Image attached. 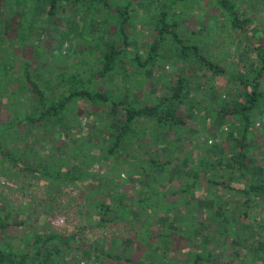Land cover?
<instances>
[{
	"label": "rangeland",
	"instance_id": "obj_1",
	"mask_svg": "<svg viewBox=\"0 0 264 264\" xmlns=\"http://www.w3.org/2000/svg\"><path fill=\"white\" fill-rule=\"evenodd\" d=\"M129 1V53L146 58L156 20L165 10L176 19L178 34L186 38L197 32L193 40L201 51L221 60L226 71L212 75L199 69L198 62L183 61L172 41L166 40L146 66L137 67L123 57L106 76H92L99 67L97 51L118 39L117 25L108 18L114 10L105 8L85 19L72 18L68 7L52 17L29 6L27 19L32 24L25 21L22 32L14 25L6 32L3 9L8 7L0 6L2 123L19 111L38 112L37 95L25 78L27 63L49 101L68 91L71 74L77 72L78 87L90 78V88L137 103L157 102L169 95L179 76L190 83L184 103L177 104L188 124L160 128L149 118L140 120L138 133L131 138L135 140H127L130 144L121 156L104 157L108 108L82 99L73 100L56 123H20L16 131L5 133L1 141L17 154L20 165L51 163V169L66 171L76 163L81 170L89 160L91 167L76 181L58 183L15 168L0 155V221L8 225L0 230V248L32 255L35 236L54 233L76 235L75 242L58 253L57 264H127L113 257L120 253L133 264H197L194 255L201 256L203 264H264L260 250L264 249V194L247 199L239 190L246 181L230 159L234 141L229 134L237 122L234 117H216L215 111L217 104L231 106L234 99L242 100L237 80L245 75L249 60L255 59V47L262 43L264 51V0H233L251 21V27L242 31L230 25L212 0ZM124 70L130 73L126 77ZM261 87L264 90V77ZM253 114L248 162L255 181L264 184V103ZM153 152L157 162L170 164L151 176ZM212 181H224L231 188ZM232 225L244 248H235L226 235L225 228Z\"/></svg>",
	"mask_w": 264,
	"mask_h": 264
},
{
	"label": "trees",
	"instance_id": "obj_2",
	"mask_svg": "<svg viewBox=\"0 0 264 264\" xmlns=\"http://www.w3.org/2000/svg\"><path fill=\"white\" fill-rule=\"evenodd\" d=\"M169 1L175 4L179 2L183 3L188 0ZM212 1L214 7L221 12L235 30H248L251 27L250 19L240 14L233 0ZM131 3L132 2L129 0L126 2H118V0H0V6L8 7L3 9L4 19L2 26H4L6 32L11 31L12 25L17 27V32H22L24 30L25 21H29V25L32 24L33 20L27 19L30 7L33 12L52 17L56 15L58 11L62 12L68 7L73 10L70 11V16H72V18L75 15L77 17L80 15L85 19L87 16L93 17L100 14L105 8H108L110 11L114 10L108 18L115 21L117 25L116 36L118 39H116V41L107 42L105 48L97 51L99 67L92 76H106L113 71L115 64L123 57H129L137 67L146 66L156 57L158 48H160L162 43L166 40L172 41L178 55L181 56L183 61L187 62L188 60H193L194 62H198L199 69H203L204 71L210 70L212 75H218L226 71V68L221 65V60L214 61L210 58V55H206L201 51L198 42L193 40L194 36L198 35L197 32L192 31L186 38L181 37L176 31V19L169 16L165 10L160 12V16L156 20L154 28L156 35L148 44L146 58L142 60L138 53H129L127 51L129 38L128 25L131 22V17L128 12ZM18 15L21 16L20 20L17 18ZM60 15L64 18L63 14ZM168 16L171 17L170 20H168ZM261 32L264 37V29ZM64 38L63 36L62 40ZM254 52L255 59L249 60L246 64L248 70L245 72V75L241 74L240 78L237 80L239 82L238 85L243 89L239 93V95L242 96V100L234 99L231 106L217 104L218 106L215 108L216 117H234L237 122L236 125L238 127L232 125L229 128V134L233 137L232 140L234 141L232 146L234 149L233 153L230 155V159L244 176L246 185L239 190L247 196V199H252L253 197L262 196L264 194V184L255 181L253 170L248 162L247 153V135L251 128L253 113L264 103V90L261 87V82L264 77L263 44L260 43L255 47ZM94 53L95 51H92L91 55H94ZM24 72L27 82L30 83L37 95L38 112L24 115L19 111V115L12 117L8 123L0 122V155L8 159L13 167L38 174L53 182L70 183L76 181L83 175L84 170H89L91 167L89 165L91 163H88L89 160H87L86 167L81 170H77L79 165L75 163L66 171L51 169L49 167L51 163L40 164L38 166H31L30 164L20 165L17 154L1 141L2 136L11 130L16 131L20 123L28 125L38 123L41 124V126L56 123L58 120L64 118L68 105L76 99L88 101L92 106L100 105L108 108L106 115L109 120V126L107 128L109 137L106 148L104 149V157L109 155H114L115 157L121 156L124 147L130 144L127 143V140H135L131 138H134L138 133L136 129L137 123L145 118L155 121L160 128L166 126L180 128L188 124L189 118L187 115L179 112L177 108V104L184 103V97L190 92V83L185 76H179L173 81L169 87V95L162 97L157 102L137 103L128 97L114 96L106 90L90 88L89 85L90 82H92L90 78L78 87L77 83H81V80L77 72L71 74V86L68 91L62 94L59 99L49 101L45 98L44 91L39 82L32 76L28 63L24 65ZM129 74L127 70H124V77ZM208 83V88L212 90L213 87L210 86V80ZM153 153L155 158L153 157L154 159L150 161L149 169V175L151 176L154 170H159L170 164L169 160L157 162L158 158L155 152ZM90 156L91 155H89V157ZM212 182L219 184L222 188H231V186L224 181ZM7 226L8 225L0 221V230ZM225 230L226 235L235 248L238 246L244 248V245L238 238V230L234 225L225 228ZM75 236L76 235L68 237L54 233L45 236L36 235L32 243L35 250L32 255L30 252L12 251L9 247L5 249L0 248V264H57L58 253L75 242ZM260 250L264 253V249L260 248ZM236 252L238 253L237 249ZM113 257L127 264H133L131 258L124 257L122 253L114 255ZM203 261L204 259H202L201 256L194 255V263L203 264Z\"/></svg>",
	"mask_w": 264,
	"mask_h": 264
}]
</instances>
